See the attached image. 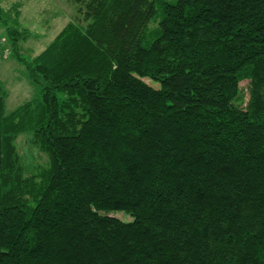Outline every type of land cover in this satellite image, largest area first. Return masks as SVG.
Wrapping results in <instances>:
<instances>
[{"label":"trees","instance_id":"16d2710c","mask_svg":"<svg viewBox=\"0 0 264 264\" xmlns=\"http://www.w3.org/2000/svg\"><path fill=\"white\" fill-rule=\"evenodd\" d=\"M73 2L34 58L0 6V264H264V0Z\"/></svg>","mask_w":264,"mask_h":264},{"label":"rangeland","instance_id":"374dc122","mask_svg":"<svg viewBox=\"0 0 264 264\" xmlns=\"http://www.w3.org/2000/svg\"><path fill=\"white\" fill-rule=\"evenodd\" d=\"M16 4H19L18 31L26 32L24 39L18 42L20 54L25 58H34L41 53L61 29L76 16L77 10V4L73 0H0V6L7 9ZM1 30L0 80L4 83L8 94L5 109L9 113L30 100L35 89L28 83L24 69L11 58L10 45L6 42L4 31ZM241 86L243 105L247 92L245 83H241ZM16 146L27 172L32 173L46 165V156L30 146L26 135L16 139ZM114 216L123 221H130V217L122 213H115Z\"/></svg>","mask_w":264,"mask_h":264}]
</instances>
